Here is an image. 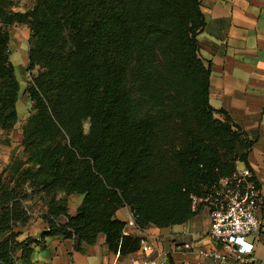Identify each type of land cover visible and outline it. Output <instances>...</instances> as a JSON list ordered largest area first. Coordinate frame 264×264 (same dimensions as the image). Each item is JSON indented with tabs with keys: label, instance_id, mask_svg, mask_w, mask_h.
<instances>
[{
	"label": "trees",
	"instance_id": "1",
	"mask_svg": "<svg viewBox=\"0 0 264 264\" xmlns=\"http://www.w3.org/2000/svg\"><path fill=\"white\" fill-rule=\"evenodd\" d=\"M14 6L0 0L6 135L18 122L20 91L10 28L28 29L27 70L37 74L26 88L32 110L22 153L0 176V264H34L35 248L53 237L74 240L84 253L104 235L109 252L125 257L141 239L124 234L120 209L142 230L185 225L198 214L191 196H204L239 164L251 170L253 142L209 103L199 0H36L26 12ZM74 195L83 201L71 217ZM34 199L48 231L39 241L21 240L31 221L26 203Z\"/></svg>",
	"mask_w": 264,
	"mask_h": 264
},
{
	"label": "crops",
	"instance_id": "2",
	"mask_svg": "<svg viewBox=\"0 0 264 264\" xmlns=\"http://www.w3.org/2000/svg\"><path fill=\"white\" fill-rule=\"evenodd\" d=\"M199 2L205 18L204 31L198 37L199 57L205 65L210 64V106L215 111L226 112L248 140L253 142L248 162L254 178L264 191V0ZM16 29L23 31L25 39L15 38L14 44L18 42L17 46H25V54L28 55L29 31L26 27ZM12 40L10 33L9 49L13 44ZM10 61L15 68L16 60L11 51ZM28 64L29 60L22 70L27 69ZM27 73L25 79L29 85L31 76L36 75L37 71ZM20 93L21 87L16 105L18 122L15 130L6 135L0 129V176L8 169L12 159L22 153V128L28 118L19 121V116L20 111L28 109L30 115L32 102L26 89L22 95ZM216 118L223 120V116L219 114ZM243 168L245 165L239 164L237 169ZM82 201L83 196L68 197L69 216L76 215ZM260 215L264 219V212ZM132 216L128 208H122L116 213V218L125 224ZM66 221L65 217H60L58 224L64 225ZM210 225L208 210L201 208L185 225L166 229L151 226L142 231L130 230L129 236L146 241L149 252L143 253L139 249L125 257L109 252L104 235L99 236L96 245L85 246L84 253L75 251L74 240L63 237L46 238L44 244L35 248L33 261L35 264H142L144 259H157L163 264H196L198 256L185 251L183 245L197 244L207 250L218 249L217 244L208 236ZM47 231L45 222L37 218L20 230L19 239L39 241ZM251 240L256 246L257 259L263 260L264 231Z\"/></svg>",
	"mask_w": 264,
	"mask_h": 264
},
{
	"label": "built area",
	"instance_id": "3",
	"mask_svg": "<svg viewBox=\"0 0 264 264\" xmlns=\"http://www.w3.org/2000/svg\"><path fill=\"white\" fill-rule=\"evenodd\" d=\"M254 176L248 168H243L229 178L219 182L204 196H191L192 210L198 213L206 208L211 225L209 238L218 249L207 250L200 245L185 244L183 249L195 253L199 261L196 264H264L256 257V246L252 237L264 231V191L253 182ZM130 230L142 231L134 217L126 223L124 234ZM140 250L149 252L144 239L140 241ZM115 264V263H114ZM142 264H163L157 259H144Z\"/></svg>",
	"mask_w": 264,
	"mask_h": 264
},
{
	"label": "rangeland",
	"instance_id": "4",
	"mask_svg": "<svg viewBox=\"0 0 264 264\" xmlns=\"http://www.w3.org/2000/svg\"><path fill=\"white\" fill-rule=\"evenodd\" d=\"M35 1L36 0H14V3H15L14 10L17 12L29 11L33 8ZM16 28H18V27H16ZM16 28L12 27L9 29V33H11V35L13 37V40H12L13 44L11 45L9 50L12 52V54L14 55V58L16 60V62H14L15 63V74H16L17 80H18L20 87H21L20 95H22L23 90L26 89V87L28 86V82L25 79V75L28 74L27 73L28 68L25 70L24 69L22 70V67L24 66V64H26L28 62V55L25 54L26 53L25 46H22V47H20V45L17 46L16 44H18V42H16L14 44L15 38L25 39L23 31L18 30ZM15 52H16V54H15ZM29 111H30V109H28L26 111H20L19 121H23L24 119H27L28 115H29ZM84 128H85V131L88 132V128H89L88 123L85 124ZM15 157H17V156H15ZM74 196L79 197L78 195H74ZM26 208L29 211L31 220H37V218L41 219L42 214H43V209L40 207L39 203L35 201V199L28 201L26 203ZM71 211H73V208L71 209ZM21 229H23V228H21ZM33 263L35 264L34 261H33Z\"/></svg>",
	"mask_w": 264,
	"mask_h": 264
}]
</instances>
